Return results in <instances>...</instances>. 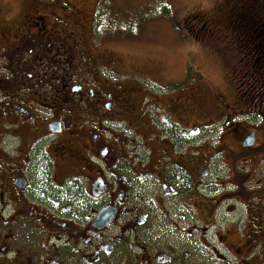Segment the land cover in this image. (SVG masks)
<instances>
[{
  "label": "flooded vegetation",
  "instance_id": "obj_1",
  "mask_svg": "<svg viewBox=\"0 0 264 264\" xmlns=\"http://www.w3.org/2000/svg\"><path fill=\"white\" fill-rule=\"evenodd\" d=\"M67 13L0 28V264H264V20L226 102L118 75Z\"/></svg>",
  "mask_w": 264,
  "mask_h": 264
},
{
  "label": "rangeland",
  "instance_id": "obj_2",
  "mask_svg": "<svg viewBox=\"0 0 264 264\" xmlns=\"http://www.w3.org/2000/svg\"><path fill=\"white\" fill-rule=\"evenodd\" d=\"M166 1L167 14H163L158 0H0V28L20 24L26 13L33 15L38 8L43 12L55 10L65 17L71 14L67 12H73L76 18L87 21L98 40L102 39L100 48L114 59L112 69L118 75L159 86L170 78L208 79L212 89L207 88V98L214 99L215 93H221L226 102H232L247 88V78L237 76L249 69L250 58L247 48L243 53L245 48L228 41L244 39L243 32L251 33L249 21L260 24L264 20V0ZM53 17L51 13L50 19ZM236 19L241 25L232 34L227 22ZM204 26L215 33L201 32ZM206 112L213 116L210 109L200 111L204 115L195 116L198 122ZM216 129L211 127L208 136L212 138ZM226 130L216 131L220 134L210 138L212 142L215 144L218 137L225 140V136L227 141Z\"/></svg>",
  "mask_w": 264,
  "mask_h": 264
},
{
  "label": "trees",
  "instance_id": "obj_3",
  "mask_svg": "<svg viewBox=\"0 0 264 264\" xmlns=\"http://www.w3.org/2000/svg\"><path fill=\"white\" fill-rule=\"evenodd\" d=\"M158 5L162 6L163 14H167L169 12L168 3L166 0H158Z\"/></svg>",
  "mask_w": 264,
  "mask_h": 264
}]
</instances>
